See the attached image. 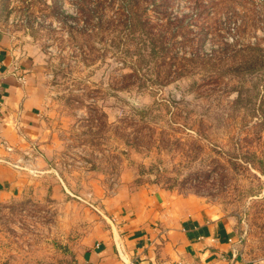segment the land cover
Listing matches in <instances>:
<instances>
[{
  "label": "rangeland",
  "instance_id": "374dc122",
  "mask_svg": "<svg viewBox=\"0 0 264 264\" xmlns=\"http://www.w3.org/2000/svg\"><path fill=\"white\" fill-rule=\"evenodd\" d=\"M105 2L87 25L76 0H0L15 65L30 60L48 97L70 192L1 212L0 264H80L92 178L114 196L124 173L229 218L243 260L264 264V0H150L151 21L167 7L182 27L134 77Z\"/></svg>",
  "mask_w": 264,
  "mask_h": 264
},
{
  "label": "crops",
  "instance_id": "0c3cea01",
  "mask_svg": "<svg viewBox=\"0 0 264 264\" xmlns=\"http://www.w3.org/2000/svg\"><path fill=\"white\" fill-rule=\"evenodd\" d=\"M14 50L0 33V214L20 202L63 201L70 193L50 158L48 97L30 60L21 61L26 83L18 82ZM122 177L114 196L92 178L96 218L78 239L80 264H247L232 220L193 197L140 185L132 173Z\"/></svg>",
  "mask_w": 264,
  "mask_h": 264
},
{
  "label": "trees",
  "instance_id": "16d2710c",
  "mask_svg": "<svg viewBox=\"0 0 264 264\" xmlns=\"http://www.w3.org/2000/svg\"><path fill=\"white\" fill-rule=\"evenodd\" d=\"M100 0H76L77 20H84L87 25L94 21L91 8L95 2ZM103 0L104 3H106ZM150 0H109L112 9L116 12V19L112 22V31L119 37L125 36V53L131 58L133 73L129 77L139 75L140 68L144 63L151 62L155 57H160V53L167 50L168 40H175L176 33L181 29V22L173 21L167 7L164 12L159 13L162 22H153L148 17L145 6ZM167 1V0H166ZM101 5V4H100ZM99 6V5H96ZM101 19V18H99ZM83 22V21H82ZM178 24V25H177ZM68 29V27H66ZM73 29V27H69ZM103 31V19L98 27ZM120 47L117 44L116 48Z\"/></svg>",
  "mask_w": 264,
  "mask_h": 264
},
{
  "label": "built area",
  "instance_id": "2783aa9c",
  "mask_svg": "<svg viewBox=\"0 0 264 264\" xmlns=\"http://www.w3.org/2000/svg\"><path fill=\"white\" fill-rule=\"evenodd\" d=\"M13 72L16 75L18 82H20L21 84L26 83V75H25L24 71H21V69L15 65L13 68ZM2 145H4L8 151H12V148L7 146V142L3 141Z\"/></svg>",
  "mask_w": 264,
  "mask_h": 264
}]
</instances>
